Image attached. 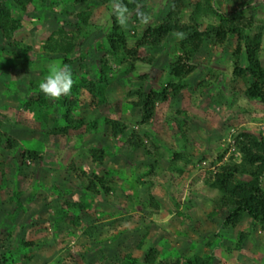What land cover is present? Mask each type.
<instances>
[{
  "label": "rangeland",
  "instance_id": "374dc122",
  "mask_svg": "<svg viewBox=\"0 0 264 264\" xmlns=\"http://www.w3.org/2000/svg\"><path fill=\"white\" fill-rule=\"evenodd\" d=\"M89 1L96 4L91 8L87 27L81 30L87 31L85 37L76 35L74 24V12L85 5L69 0H46L51 5L41 11L39 5L36 8L27 5L24 15L15 13L19 22L12 37L30 45L28 56L31 60L44 55L41 64L47 71L48 65L59 59L52 52L42 54L41 43L57 29L51 11L57 13L64 8L66 12L61 15L70 23L62 24V30L75 34L77 39L72 41L75 47L69 56L75 61L71 67L90 74L102 52L96 43L107 30L106 20L112 13V1ZM168 1L147 0L140 7L151 14L146 25L129 19L128 28H124L128 46L134 44L132 35L161 19ZM195 1L188 0L180 21H187ZM217 1L221 12L236 14V10H242L239 0ZM247 8L242 14L251 15L256 22L264 21V0H252ZM197 22L202 29L215 19L207 15L197 17ZM233 46L231 36H225L221 43L214 45L204 42L189 62L193 69L185 78L186 86L175 96L157 103L146 124L136 125L139 110L130 105L132 97L124 96L136 81V75L145 74L143 88H154L165 82L164 70L169 60L167 47L160 51L139 50L133 62L134 70L125 77L113 79L103 103H96L80 90V105L75 109V115L98 124L102 117L121 121L126 130L115 139L109 137L108 128H102L99 134L86 131L78 136L41 133V121L35 119L29 108L18 104L17 94L7 91L8 82H16L17 89L30 79L40 82L44 76H40L39 67L1 71L0 132L9 133L22 147L39 150L42 161L38 165L25 161L26 165L15 173L13 153L0 149L2 188L10 189L15 184L22 192L21 198L28 193L33 195L32 200L24 199L23 208L10 222L8 217H3L9 210L5 207L9 203L3 199L7 193L3 194L0 189L3 203L0 230L10 234L5 242H0V250L7 243L10 247H18L19 240L32 242L33 247L19 255L17 264H128L127 259H122L125 254L139 258L135 264H141L143 249L134 247L140 237L145 244L151 243L155 247L160 260L171 261L175 257L182 259L208 253V241H214L213 234L218 232L221 233V244L213 249L215 258L210 264H264V229L246 217L232 228L220 226L222 214L209 215L214 190L204 184L218 164L216 157L223 154L222 160H225L233 151L234 134L244 131L264 138V104L246 100L242 94L243 81L231 75L230 51ZM244 59L241 53V66L245 65ZM215 99L219 102H213ZM132 129L142 139L144 148L131 149L125 144ZM89 148H95V155L101 160H91ZM179 148L184 149L186 159L183 162L177 160V165L181 164L180 172L174 165L169 167V151ZM145 149L149 154L144 153ZM15 158L17 161L18 157ZM69 160L89 173L102 174L107 169L112 170L115 183L114 189L107 194L95 195L87 212L75 223H69L68 219L73 217L71 212H66L67 219H61L63 211L59 205L63 198L70 199L77 192V183L71 175L58 178L64 170L61 164L65 165ZM131 178L144 182L137 185L136 198L142 201L149 192L155 206L146 202L139 209V202L127 197L131 193L128 187ZM52 180H56V184ZM58 190L62 191V197ZM132 206L134 208L130 209ZM240 232L246 237L241 249L235 250L232 244Z\"/></svg>",
  "mask_w": 264,
  "mask_h": 264
},
{
  "label": "trees",
  "instance_id": "16d2710c",
  "mask_svg": "<svg viewBox=\"0 0 264 264\" xmlns=\"http://www.w3.org/2000/svg\"><path fill=\"white\" fill-rule=\"evenodd\" d=\"M72 3H83L85 6L78 8L74 12L76 20V35L85 37V29L89 23L88 19L91 8L96 2L89 0H69ZM112 1V0H111ZM147 0H122L129 8V15L132 21H137V10ZM252 0H239L240 9L249 6ZM188 0H170L167 3L166 11L159 21L152 25H147L137 34L132 35L133 45H127L126 30L116 21L115 16L110 13L106 20L107 30L102 38L96 43V47L102 50L98 58V63L90 74L86 71L71 67L75 59L70 57L75 44V34H67L62 30V24L69 25V21L62 17L61 13L66 12L64 8L57 13L51 11L54 16V23L57 29L51 32L41 43L42 54L55 53L59 62L71 67L74 84L68 96H62L60 99H51L46 97L38 87L36 79H30L26 83H17L12 81L7 84V91L17 94V102L20 106L29 108L35 117L40 120V131L43 134H59L78 136L81 133L96 132L101 133L102 128H108L109 137L115 139L120 134L123 135L126 126L117 119L102 117L99 124L95 120L76 116L75 109L79 104V91H85L96 103L106 101V89L113 79L125 77L126 74L134 70V59L139 50L160 51L167 47L166 53L169 60L164 70L165 82L157 87L143 88L145 74L136 75V81L125 93L124 97H132L130 105L139 110L136 125L146 124L154 113V107L157 103L164 102L169 97L178 94L185 86V78L193 69L190 64L192 57L200 50L204 42L214 45L221 43L225 36L234 38V46L230 51L231 75L233 78H240L243 81V97L248 101H257L264 104V21H254L251 15L242 14V10H236V14L221 12L218 8L217 0H197L192 4L188 12L187 21H180L181 16L186 12ZM27 5L38 7L40 11L50 7L46 0H0V72L11 69L18 70L21 67H39L40 76H45L47 71L41 64V58L44 55H38L36 59L31 60L28 56L30 45L24 44L12 37V33L17 29L19 19L15 13L24 15ZM185 7V8H184ZM248 9V8H247ZM210 15L215 22H208L200 29L197 17ZM39 18V17H38ZM183 33L184 37L178 38L174 33ZM56 34V37L53 36ZM69 40V41H68ZM245 57V65L239 63L240 54ZM149 60H151L149 58ZM81 65L79 64V67ZM78 67V68H79ZM35 80V81H34ZM218 103L219 100H213ZM12 129V128H11ZM13 131V129L11 130ZM233 151L229 156L222 160V155L216 157L218 164L215 166L212 174L204 181V184L214 190L210 200V216L222 214L220 226L224 228L234 227L243 217L250 222H254L260 228L264 229V138L257 134L253 135L244 131L237 132L233 136ZM125 144L131 149L144 148L140 136L135 130H130L129 135L124 140ZM0 149L13 153L15 173L21 171L26 162L38 165L42 161V154L39 150L29 147H22L15 138L7 132H0ZM146 151V152H145ZM91 160L99 161L101 157L95 155V148L88 149ZM144 153H148L145 149ZM224 153V152H223ZM236 153V154H235ZM149 154V153H148ZM18 157L16 161L15 157ZM177 160L186 161L184 158V149L169 151V163L171 167H180ZM64 169L59 174V179H65L66 175H71L76 181L77 192L72 194L70 199L63 198L60 201V209L63 211V217L66 218V212H71L73 217L69 223L81 217V214L87 212L88 206L94 201L95 195L107 194L114 189L115 183L112 180L114 173L112 170H105L102 174L87 172L83 168L77 167L72 161L61 164ZM176 165V166H175ZM181 169L178 168V172ZM15 175V174H14ZM55 183L56 180H52ZM56 184V183H55ZM131 193L127 195L131 200H136L141 209L147 202L155 206L152 196L148 192L142 201L137 197V185L144 184L138 178H131L128 182ZM2 193L6 194L3 198L7 211L5 216L11 221L16 212L23 208L25 200H32V193H28L21 198L22 192L15 184L10 189L2 188ZM68 193V192H67ZM66 193V194H67ZM58 195L63 196L62 191L58 190ZM25 199V200H24ZM3 206L0 200V207ZM134 206L130 207L133 209ZM211 218V217H210ZM67 219V218H66ZM1 220V219H0ZM85 220V219H84ZM9 232L0 230V242L8 239ZM246 234L239 233L232 248L240 250L245 240ZM215 240L208 241L209 252L201 255L192 254L185 258H173L171 261H163L157 257V250L151 243H146L143 237L136 242V249H143L141 255V264H210L215 258L213 249L221 244V233L213 234ZM32 242L19 240L18 247L6 246L0 250V264H17L19 255L23 252H29L33 246ZM31 255V253H29ZM127 259L128 264H135L139 258L130 257L125 254L122 259Z\"/></svg>",
  "mask_w": 264,
  "mask_h": 264
},
{
  "label": "clouds",
  "instance_id": "9594fccd",
  "mask_svg": "<svg viewBox=\"0 0 264 264\" xmlns=\"http://www.w3.org/2000/svg\"><path fill=\"white\" fill-rule=\"evenodd\" d=\"M112 14L116 21L122 28L129 26V8L122 0H112L111 2ZM137 18L141 24H148L151 20V14L137 10ZM178 38H183V33H174ZM74 84L71 67L61 64L60 62H53L48 65L47 74L40 80L38 87L40 91L48 98L60 99L62 96H68Z\"/></svg>",
  "mask_w": 264,
  "mask_h": 264
}]
</instances>
